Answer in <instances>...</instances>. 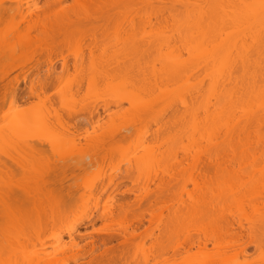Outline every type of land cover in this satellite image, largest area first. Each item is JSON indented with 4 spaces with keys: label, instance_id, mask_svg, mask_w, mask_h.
<instances>
[{
    "label": "bare ground",
    "instance_id": "6f19581e",
    "mask_svg": "<svg viewBox=\"0 0 264 264\" xmlns=\"http://www.w3.org/2000/svg\"><path fill=\"white\" fill-rule=\"evenodd\" d=\"M19 1L17 2L15 0L13 5H23ZM76 1L78 5H81V4L95 5L96 2H98L99 4H122V5L132 6V7L123 9L122 13H119L121 18L115 25H113L112 33H108L114 36L107 34L108 37L111 36V39L113 37V39L110 41L111 47L118 46V48H116V50L115 49L111 51L108 50L110 51L109 55L104 54L105 52H107V50L105 51V49H108V48H104L103 49L104 52L102 51L103 53L100 54V56L99 54L98 55L95 54L94 51L90 48L88 51V56L86 57L87 59H78V57L75 58V61L73 62L74 64L73 70L71 69V71H74V67H75V72L77 68L78 70L77 73H79L80 70H81L80 73H82L83 69L87 70L85 71L86 72L85 74L86 75L88 74V76H86V80H88L86 81L88 84L87 85L88 89H89L90 84L93 88H95L94 86H96V83L98 81H103L108 86L109 82L114 81L116 79H117L116 85H119L123 80H128V82L131 85L130 90L125 93V92L119 91L116 86H113V89L111 91V94H112L111 99L103 101V105H104L103 110L107 112L106 110H108L109 105L119 106L120 104L125 103V102L129 104V108L132 111V113L129 111V108L124 113L125 115H130L131 118L133 117V119L131 122L128 116H126V118L129 120L126 121L127 119H125L124 121L126 123L129 122L128 123L129 126L125 124V122H123L125 124L124 130H123L124 132H127L125 130H127L129 127L133 128L134 131L135 130L140 131V129H138L137 127H143V129H146L150 125L151 126L155 125L153 129L152 127H150V129L152 130L155 129L154 132L152 130H150V132L146 130L147 133H151L150 136L152 137V139L146 140V137H144L145 132L143 131H142L143 141L140 142L139 144L133 145L132 140L130 139V138L135 139L136 137L129 138L131 140L132 147L134 146L133 149L134 148L136 149L134 151L132 150L133 152L131 153L133 155L131 157H129L130 155L129 156L127 155L126 156L127 159L126 157L121 158V160L118 159L119 163L120 161L122 162L124 159L125 163L124 162L123 163L125 164V166L128 164L127 167L124 166L125 167L124 169H126L125 171L124 170L116 171L115 169V171L119 173L124 171V173H122L123 175L117 177L119 174L117 173L115 176L114 174L115 171H111L110 169V171L113 173L109 174V172H107L108 177L107 175L106 177L108 180L105 177L102 178L106 174L104 172H103L104 174L102 173L100 174V175H103L100 179H103V180L105 179L107 181L106 187L112 186V188H114L117 185H119V180L129 179L130 181H133L134 178L132 175L135 173L134 171H136L137 176L140 177L138 171H141L144 169L148 174V171L150 170L152 173H150L149 171V174L151 175H147L148 177L147 180L155 183L157 190H159V189H163V186L168 185L170 181L171 182L173 180L177 181V179L181 177V181L183 182L181 185L183 189L182 188L181 189L183 190L185 197H187L186 199H189L191 203L189 204L190 201L186 200L185 197L184 198L182 197L184 194L179 197V201H180L179 204H181V208H183L184 206V208L188 209V210L185 209L187 210L186 213L185 212L182 213V215L184 214L183 220H185L187 223H184L185 224L184 225L182 222H180L182 223L181 225H183L182 228L183 227L185 228V230L183 228L184 235L179 245L176 248L172 249L171 256H176V253L179 252L180 253L179 259L181 260H188V261L193 260L194 262L203 264L202 258H208V260L210 258V261L213 260V262L211 261V263L216 262L217 259H219L217 257L221 256V255L217 256L218 251L219 253L221 252V250H217L219 247H220L219 249H221L222 246L224 247L225 245V248H227L226 243H227V246L228 245L232 246L233 244L236 245L239 243L238 242L239 240L237 239H236L237 243L231 242L232 240L228 242L230 236H232V235L229 236L228 234L229 233L231 234L232 233L231 229L235 227H233L232 223L230 222L231 220L230 221L228 220L229 224L227 223L226 220H224L225 217L228 219L227 212L229 213L231 211L230 208L233 205L236 207L235 201H237L239 197L241 198L239 200L240 201L243 200V202L246 201L247 199L248 202H246V205H243V206L249 207V209L254 207L252 211L256 210L257 212L255 211L256 215L254 214L256 217L254 215L253 217L255 219L257 218L256 219L257 221L259 219L258 217L259 210H257V208L263 209L264 207V202H263L264 201V185H263L264 175L260 173L261 172L260 168L262 166L259 168L257 167L258 164L256 165L255 163H253L254 166L252 165L253 167L251 166L252 168H250V165L252 163L251 162L249 163V161H247L248 165L244 164L246 162L244 158H246V160L247 159L249 160L250 158L254 156L257 157V155H258L257 158H259V155H261V151H264V149L258 148L259 151L258 150L257 151L259 153L256 152V150L255 151L251 150L252 153L256 152L257 154L255 153L256 155L254 156L250 155L252 153H248L247 152L248 150L247 151L243 150L245 149L244 147L245 144H244V141H242L243 139L241 138L242 131H238L242 129L241 128L242 126H244L246 130L247 128H249V130L245 132L248 134L247 137L250 134L251 135L254 134L256 135L255 137H257L256 130L250 125H254L260 128L264 127V110H262V102H264V96H262L261 84H260L261 79H264V76H262L261 74V61L264 60V40H262V32H261L262 25L258 17H253L251 20L244 19V20H241L239 23H233L232 20L228 18L234 17L235 15H237L238 10L232 9V8L213 9V8H209L206 6L208 5H229L230 6V5H237V4H242V3H257L258 4L259 0H76ZM25 2L24 4H26ZM34 2H32L31 0L30 4ZM60 2H62V0L59 1V5H62L60 4ZM28 5L29 3H27V6L24 5L25 15L21 19L24 21L25 20L28 21L33 17V14H35V16L39 18L40 15L37 13L36 7H34L35 4L33 5V9L31 11H27ZM140 6H143V7H140ZM64 12L59 13V14L63 13L60 15L61 19L59 21V27H58V31L61 33L62 31L67 30L68 26L71 25L72 23L80 21L79 17L74 18V20L65 21L63 18L67 16L68 13L66 11ZM30 28H32V26H30ZM27 30L29 31V29ZM91 34H93V32ZM93 38L95 39V37ZM106 47H109V46H106ZM117 49L120 51H117ZM115 51L120 52V53L119 54L115 53L117 54L115 55L113 53ZM53 67H54L53 64H51L50 67L47 68V71L45 73L46 75H49L52 79L55 74L54 72L55 67L54 68ZM12 68L14 67L12 66L11 69ZM68 71H69L68 62L65 60V58H63L61 62V72L65 74ZM66 75H64V77ZM54 78L56 81H59L62 78V76L56 75ZM71 79H76V78L72 77ZM4 80L5 78L1 82L2 88L5 87L6 84L11 83L9 81H6L5 83H3ZM14 81L18 89L17 79L14 78ZM77 82H79V84L81 83L80 81H78V79L74 81V83L76 84ZM30 84H31V80H29L28 86H30ZM76 84H75V89L77 88ZM68 86L69 84L67 85V87ZM73 91L74 90H72L71 92ZM74 93H76V91H74ZM69 98H71V96ZM94 103L92 105H94ZM84 104L86 105L87 103H84ZM85 109H86L85 115H87L86 120L91 125L95 124L94 127L99 126V125L101 126V124L103 123L105 124V127H106V123L100 120L101 116L102 117L104 116V118L106 117L105 121L106 120L110 121V123L107 124V125L110 124V126H107L108 130L106 128V130H104V132H101V133H103V135L109 134L110 137H113L115 139L114 135L116 134L118 129L120 132L121 127L116 128V125H114L113 127L111 126L114 123V121L112 122L111 119L114 117L109 112H107L106 115L104 114L105 112L102 115L98 114L100 112L99 111L97 112L96 106H91L90 104ZM74 111L76 113L77 109L75 108ZM76 114L74 115L75 117L77 116ZM107 114L108 115L110 114L111 117L108 116ZM234 114L236 116H239V119H237V117L234 116ZM109 117L110 119H107ZM98 119L99 121L97 122L96 120ZM240 119H242L243 121L246 120L245 121L246 123L242 124V126H241V123L238 122V120ZM94 120L95 122L99 123V125H97V123H93ZM232 122L235 123L236 126H238V128L240 126V129H237V127L234 126L235 124L231 125ZM127 126L128 128L125 129ZM232 127L234 129L233 133H232ZM65 129H67V132L73 133L70 131L71 129L69 130V127H65ZM220 131L221 133L223 132L222 135H220ZM234 131L237 132L236 134L237 137L234 136L235 135ZM249 131L250 132L255 131V132L254 133L252 132L249 134ZM218 133L220 136L218 135ZM259 133L264 134V131L263 132L262 130L258 131V138H254L253 136V138L251 139V143L253 141V144L256 143L257 146L259 144L257 142L260 139H261L260 141L264 143V136L263 137L259 136L260 135ZM99 135H102V134H99ZM120 135L121 136L125 135L124 137L128 139L130 134L129 135L120 134ZM221 136H223L222 141H220ZM233 136L236 138H234ZM165 137H167L171 141V143L173 142V144L174 142L176 143L180 142V145L181 143L183 144L180 147L182 149L179 148L180 145H178L177 148L175 147L176 149L179 148V150H181V152L179 153H182V155H179V159H177L178 158L177 157L178 154L176 153L177 150L172 151L173 147L171 148V146H169V148L167 147L166 149H163L164 151H160L161 146L159 145L155 146V145L150 144L151 142H156L157 140L163 139ZM232 137L235 139V141L238 144L234 141ZM249 137H248V140H250L251 138ZM217 139H219L218 142L221 143V147L222 145L227 144L225 146L230 149V150L228 149L227 152L228 151L229 152L225 154L227 148L223 146L222 149L225 148L224 149L225 151L223 152L224 154L222 153L224 158L219 157L221 155V153L219 152L221 148L220 146H218L219 143L217 142ZM253 139L255 140V142ZM228 140L230 141L228 142ZM76 141H77V137H76ZM126 141H129V140H126ZM3 142H4V131L0 129V145H2ZM27 142L28 141H25L20 144L21 146L19 150L21 151L22 154L33 155L39 152L37 146L33 144L35 143V140L33 141L32 139V142L31 141H29L28 143ZM36 142H39V140H37ZM43 142L44 143L42 144H48L46 143L45 140ZM241 142L243 143L241 144ZM260 144L262 146V143ZM236 145L238 146L236 147ZM232 146L235 147V148L233 147V150L231 148ZM242 146L244 148H242L241 150L240 148ZM255 147L256 145H254V147L252 145L250 149H253ZM217 149H219V151ZM244 151H246L248 154ZM217 152H219L220 155L217 154ZM231 152L234 158L233 156L232 157L230 156V159H229L228 154H231ZM203 153H205V155ZM200 154H203L201 156L202 158L206 156L204 160L200 159L201 158ZM243 154L246 156H243ZM118 155L119 154L116 155L115 159L118 157L120 158V156ZM5 156L7 157V154H5L2 150H0V163L2 162L1 157H5ZM11 156L15 158L16 154H12ZM225 156H226L225 162L230 163L231 159L233 158L237 162L236 165L239 164L238 161L242 162L243 160L245 161L243 163L244 165H241V167L238 165V167L235 168L236 166L235 167L233 166V164L235 163L230 164L232 168L229 166L228 167L232 169L231 171L230 169H227L228 167L224 166L225 163H223L224 162L223 160L225 159ZM8 157H7L8 159H13L9 155ZM16 157H17V160L15 161H18V156ZM112 157L113 156L111 154L110 157L108 158L114 161L115 159L113 160ZM121 157H123L122 154H121ZM241 157H243V160ZM254 158L253 160L251 159V161H255ZM227 159L229 161H227ZM186 160L187 161L190 160V161L187 162ZM234 160L232 161L235 162ZM184 161L186 163L185 164L186 167L184 166L182 168L181 164ZM258 162L256 161V163ZM166 163H167V166H166ZM168 163L171 165V167L170 166L168 167ZM177 164H179L180 166ZM158 165L160 166L162 165V166L159 167ZM176 165L177 167L179 166L181 169L180 170L178 169L172 172L171 171L172 169L174 170L177 168ZM217 165L219 166V169H221L222 167V171L228 170L227 175L229 176L231 175L230 179H229V176H226V174L222 176V173L218 169ZM110 166L112 169L114 168V166L112 167V165H109V167ZM154 166L155 168H153ZM246 166L247 167L249 166L250 169H247ZM149 167H152V169H150ZM256 167L258 168V171ZM157 168L159 170L162 169L161 173L155 170ZM237 169L240 171H238ZM211 170H212V174H210ZM243 170H246V171L250 170L248 172L249 174L248 173L246 174L248 178L244 176L246 171L243 172ZM254 170L257 172L256 174L255 172H253ZM180 171L185 174L184 179L182 177L183 174ZM233 171L234 173H232ZM239 172L240 174L238 175ZM242 172L244 173V175H241ZM252 173L254 175H252ZM111 174H114V176ZM259 174L261 175V177ZM234 175H236L235 176L236 179L238 176L239 178L237 180L235 178H231ZM255 175L257 177L259 175L260 179L255 178L256 177ZM198 176H201L200 178L201 181L198 180ZM217 176L219 178H217ZM242 176L244 177V180L247 178L246 179L247 181L246 180L243 181ZM97 177H100V176L98 175ZM217 179H221L222 182L225 181L224 184L227 183L228 186H225L223 184L227 188L226 189L224 187V189L229 191V192H226L225 196L230 195L231 196L230 200L232 201V203H233L234 198L236 197L234 200L235 204L234 203L232 204L228 201L230 205L229 206L227 201L224 200L225 204L223 203L222 205L221 197L217 198V192H220L219 189H217V185H219L217 184ZM239 179L240 180L242 179V181L245 182V186L247 187V189L244 186V183L242 185L239 183L240 186L239 184H237V181ZM240 180L238 182H240ZM250 180L251 182L254 180V182L251 183L252 185H250L249 186L250 189H248L249 187L247 185L248 183L250 184ZM227 181H230V182L228 183ZM189 183L191 184L192 188H188V189H190L191 191H189L187 188L186 190H184L185 187H187ZM236 184L240 188L244 187L242 192L240 188L238 189V187L237 189L240 190V193L238 192L237 189H234V188L232 189V187L234 186L236 187ZM256 186H257V189H256ZM106 187L102 191L103 193H106L105 198H106L107 204L104 206L105 207L111 206V207L104 210L100 216L111 215L113 213L112 204L114 202H117L116 205H117L118 210H122L123 215H124L126 214L124 212H128L129 210L126 208H129L131 206H135V205L141 206L144 202H146L148 206L152 207V205L161 201L160 199L155 198V197L154 199H152L150 196H148L149 195L148 192H145V191H143L145 194H143V192L139 194H134V198L131 199V198H128L127 196L122 195L124 193L129 192L130 190L126 189V190L121 191L119 190V188H117L115 191L112 190V191L107 192ZM233 190L235 192L237 190L238 194L237 192L235 194ZM253 190L257 191L255 192L256 195L253 194L252 196L251 194V197H250L249 194L251 192L254 193ZM246 191L248 193L250 191V193L248 194ZM243 192L245 194H243ZM258 192L263 195L258 196L257 194ZM114 193H116L117 195L118 194L122 195V196L119 198H116L117 195ZM146 193H147V196H146ZM192 193L194 194L196 193L195 194L196 196ZM233 194L235 195L232 197ZM236 195H238L239 197ZM228 196H226V199L228 198ZM242 196H244V199ZM247 196L248 198H246ZM256 196H258V198L259 197L262 198L263 196V198L262 199L259 198L260 199L259 200L258 198H255ZM84 198L83 200L79 198L80 199V201H78L79 205L85 204V202L83 204V201L86 200V198L85 199ZM94 199L95 200H93V202L96 201V197ZM183 199H185L187 202ZM254 199L256 200V206L251 207L250 203L251 202L253 203ZM218 200L221 201V208L222 207L225 208V209L222 208L223 210L228 209V211H225L226 213L222 210V213H224L225 215L227 214L226 216L222 214L223 216H225L224 218L222 216V221L224 220L222 222L223 225L220 220L221 217L218 218L219 217V211L217 212V209L219 208ZM98 201L99 200L97 199V201L95 202V205L91 202L92 207H95L97 209ZM257 201H258V204L260 205H261L260 203L261 201L263 203L262 204L263 206L261 205L258 207ZM87 202H88V198H87L86 204ZM185 203H187L188 205ZM247 203L249 204L247 205ZM254 204L255 203H253V205ZM189 205H191L190 206L191 208L189 207ZM84 206L82 209L88 208L86 206H85L86 208H84ZM88 206L90 205L88 204ZM246 207H244L245 208L244 214H246V212L248 214V209L245 212ZM236 208L238 209L239 205ZM234 211L232 209V211L229 214H231L234 217V215H237L239 213L240 217L237 215L238 216L237 220L236 219L235 220L241 221L240 218H241L242 212L236 213V211L235 212ZM38 212L39 211L36 212L37 215H38ZM59 212L62 213V211L60 210L58 211V213ZM60 213L53 214V216L51 214V220L49 219V221L51 222L49 225L52 224L51 226L53 227L57 219L59 220V222L58 221L57 222L60 223L61 221L60 219L62 215ZM56 215L58 216L55 217V220L52 219ZM244 216L246 217L247 215H244ZM233 217H231V219ZM245 217L243 218L242 221L244 220L247 221V218L245 219ZM39 218L40 217H38V220H35L37 221V223L43 221L41 219L42 217L40 218L41 221H39L40 220ZM217 218H218V221L220 222H217ZM197 219L202 220V221L199 222L198 220L199 223L198 222L194 223L192 221V220L197 221ZM204 219L205 220L207 219V220L204 221ZM235 220L233 219L234 222ZM119 221L117 225L122 224V222L120 224ZM170 221H171L170 222L171 224L169 223V221L167 222L168 224H170L169 226H167L168 225L167 223H166L167 225H165L167 226V229H164V232L162 231L163 229L161 230V232L163 233L162 237L165 236V231L166 233L168 232L167 233L168 239L170 238L171 235H172L171 237L174 236L173 233L176 234V232H174L175 230L179 232V226H180V224L176 222L177 221L176 219L170 220ZM201 222H204L205 224ZM238 222H235L236 223L235 225L237 226L239 225L238 227L241 228L242 224L240 225L241 222L239 223ZM24 223L25 222H23L22 225H24ZM28 223H30V221ZM208 223H210L209 224L210 227ZM220 223H221L220 228L219 227L217 228L218 224ZM127 224L128 223H126L124 227L121 225L120 228L118 226L117 228L118 230L116 229L115 232H111V233L104 232L105 236H93V234H90V232L89 233L84 232L85 235L81 234L80 231H78L77 224L75 223L72 226L71 234L69 233V228H66V233L69 236L68 241L70 242L68 245L66 244L67 247H65V245L62 244V240H61L62 236L60 235V233L56 234V237L59 236V239L54 238V241H55L53 242L54 245H49L50 247L47 246L48 243L45 240V237H44L45 234L43 230L41 232L42 235L39 233L41 237L38 236L39 235L38 234L37 237L35 238L39 242L37 243V241H35L36 242L35 245L38 244L40 246L39 248L41 249L39 248L37 249L38 250L37 252H39L37 257L29 258V260L32 259L33 261H35V264H56L57 261H66V260H68L69 263L70 261H74L76 264V261L79 259L81 264H85V261H91L92 259L95 258L94 253L97 250H100L101 247H102V251L100 253L102 254H108L109 251L114 252L115 248L113 245H111V242L113 240L117 241L118 247H121V249L123 247L125 248L133 239L139 236L137 235V230L139 229V227L142 225L144 226L142 218L136 219L134 222H132V225L130 223L129 225ZM247 224H248L247 228L249 229L250 228L249 223ZM30 225H33V224L30 223ZM223 226L224 227L229 226V228L226 229ZM230 226L232 227L231 229H230ZM176 227L178 228V230ZM223 228L224 230H221ZM242 228H244V225ZM51 230L53 229L51 228L50 231ZM232 230H235V229H232ZM256 230L257 231H255V233H257L259 230L258 224H257ZM221 231H224L223 233H225L226 231L225 234H227V239H228L227 241L224 239L226 238V235H224L223 236L224 238H223L222 237L223 233ZM250 231H252V229ZM178 232H177V235H175L176 237H180L179 235H181ZM218 232H219V235H218ZM142 233L152 234V232H148V228H145ZM235 234H233V236ZM47 235L46 237L48 238ZM252 237L254 238V236H251V239ZM222 238L226 241V243L224 241L221 242ZM235 238H238V235ZM82 239L87 240L85 245H87L89 249L81 252L79 250V247H75L74 245H78L77 241L82 240ZM251 239L249 241H251ZM255 239H256V242H255V246H256L258 245L257 243L259 242V239L258 237ZM0 240H2V238ZM219 240L222 243L221 244L222 246L218 243ZM163 241L161 243L158 242V247L160 249L158 250L159 252L158 256L165 254L164 252H166L167 254V251H165V248L167 247H165L164 245H161ZM209 242L211 243L212 248L215 250V251L213 250L214 252L212 250L210 251L211 247L209 249L210 252L207 250L209 248L207 246ZM223 242L225 244H223ZM1 244H0V258L2 257L5 258V256H9V255L14 256V252H17L15 249H13L14 251L12 252L13 254H9L11 251L9 252L8 250H6L7 248L4 249L6 245L2 246ZM217 244L219 247H217ZM231 246H228V247L231 248ZM238 246L241 247V245H238ZM240 247L236 249H241ZM232 248L231 249L234 250V247ZM73 249H75L76 251H73ZM256 249H257V246H256ZM225 250H226V253H228L227 249ZM40 251H41V254H40ZM2 252H5V253H2ZM234 252L235 253H232V254L236 256L237 253L235 250ZM1 253L3 254L2 256H1ZM20 253L21 254H19V252L16 253V256L18 254H19L18 256H20L22 254H25L26 252L21 251ZM68 253L69 254L72 253V254L69 256ZM121 253H123V249L121 250ZM143 253L145 252L143 251ZM4 254L6 255L4 256ZM137 255H139V252L137 253ZM137 255L135 256L136 257L135 260L136 259L138 260L141 258V256L140 258L139 257L137 258ZM144 255L146 256V253ZM23 256H27V255H22V257L20 256L19 259H21L20 260L22 262L21 264H23V261L26 258V257L23 258ZM145 256L144 258L142 257V259H145ZM17 258L18 257H16V259L15 257L14 258L7 257L8 260L11 259L12 261L18 260ZM85 258L87 260H84ZM224 258L227 259V257H224ZM234 258L235 257H233V259ZM194 259L197 261H195Z\"/></svg>",
    "mask_w": 264,
    "mask_h": 264
},
{
    "label": "rangeland",
    "instance_id": "374dc122",
    "mask_svg": "<svg viewBox=\"0 0 264 264\" xmlns=\"http://www.w3.org/2000/svg\"><path fill=\"white\" fill-rule=\"evenodd\" d=\"M14 1L15 0H4V2L5 3H7V4H10V5H13V3H14ZM17 2L19 1V0H16ZM26 1V2H25ZM27 1H29V0H20L19 2L21 3V4H23V6L24 5H26L27 6V3H31V0L29 1V2H27ZM59 1L60 0H35V2H34V0H32V2H34V3H32L31 5H34L35 4V6L34 7H36L38 4H40V3H43V4H47V5H59ZM24 2L26 3V4H24ZM98 2H96V4L95 5H99V3L97 4ZM60 4H62L61 6H69V5H78L77 4V1L76 0H62V2H60ZM37 9V8H36ZM64 11H66L67 13H69V9L67 8V7H62V9H56V8H53L52 10H51V13L49 14V15H51V16H55L57 13H60V12H64ZM37 13L39 14V12L37 11ZM65 13V12H64ZM61 14H63V13H61ZM61 14H59V15H61ZM128 14V13H127ZM122 15V14H121ZM33 17H35V18H33ZM33 17L30 19V20H22L21 19V24H22V27H23V32L22 33H20V34H18L17 35V38H16V40H14L13 42H11L9 45H8V52H7V54L5 53V49H4V45H3V42L2 41H0V88H2L1 87V85H2V80L5 78V80H4V82L3 83H5L6 81H9V82H12L13 80H14V78H16L17 79V81H18V90L19 91H23V89H24V87H26V86H28V84H29V80L30 79H28L29 77H31L32 75H33V73L34 72H36L37 71V69H39V71H41V72H44V73H46V71H47V68H49L50 67V65L51 64H53V66L55 67H53L54 68V72H55V74H54V77L57 75V76H62V79L65 81V85H66V88H68V90H67V93H68V96L70 95L71 96V98L72 97H75L76 98V100H78L79 101V103H81V104H79L78 106H75V104H74V109L76 108L77 109V114L75 113V111L73 110L68 116H70V117H66L65 118V122H64V126L65 127H69V130L71 131V132H73V133H69L68 132V134H70V135H73L74 134V136H75V139H76V137H77V141H79V140H81V139H84V143L83 144H76L75 146H74V148H73V150L72 151H74V152H76V153H79V152H81V151H84V150H86L87 149V147H88V137H89V133H91L93 136L95 135H99V134H102L103 135V133H101V132H104V130H106V128H107V126H110V124L109 125H107L108 123H110V121H105V118H104V116L101 118L100 117V120L102 121V122H105L106 123V127H105V124L103 123V124H101V126L99 125V123H97L98 121H99V119L98 120H96L97 122H95V120H94V122L93 123H97V125H99V126H95L94 127V125L95 124H93V125H91L90 123H88L87 122V120H86V116L87 115H85V112H86V107H88L89 106V104L91 105V106H96V108H97V112L99 111L100 113H98V114H100V115H102L105 111L103 110V108H104V105H103V101L104 100H110L111 99V97H112V94H111V91H112V89H113V86L111 87V88H109V85L111 84V82H109V84H108V86L106 85V83H104L103 81H98L97 83H96V86H97V84L99 83V82H102V86H101V88H99V89H97V87L96 86H94L95 88H93L92 87V91L90 92L89 91V89L87 88V82L86 81H88V80H86V76H88V74L86 75L85 73V71H87V70H85V69H83L82 71V73H80L81 72V70H80V72L79 73H77V68H76V72H75V67H74V71H71V69L73 70V62L75 61V58L76 57H78V59H87L86 57L88 56V51H89V49L91 48L93 51H94V53L95 54H99V56H100V54H102L104 51H103V49L104 48H108V49H105V51L107 50V52H105L104 54L106 55H109V52L111 51V50H116V48H118V46H115V47H111V40L113 39V37H112V39H111V36H114V35H112V34H108V33H112V30H113V26L111 27V28H109L108 27V24H107V22L105 21L104 23H102V25H96L95 23H88V21H87V19H85V20H83V21H79L80 23H84V24H86L87 25V28L86 29H83V30H81V29H77V31H79L80 32V34H79V36L75 39V41H73V42H70V43H63V47L61 48V51H60V54L59 55H55V53H50L49 51H48V48H49V46H48V44H47V42H46V40H40L39 42H37V36L35 35V34H33L31 37H28L26 34L27 33H29L30 31H32V29H34L36 26H37V23L38 22H40V24H41V29L42 30H44L43 29V23H42V21H41V19H39V18H41V17H39V18H37L36 16H35V14H33ZM121 18V17H120ZM113 25H115V24H113ZM30 26H32V28H30ZM53 27H54V32H53V38H55V37H61V35H62V33L61 32H59L58 31V27H59V22H56L55 23V25H53V22L50 20L49 21V24H48V30H52L53 29ZM27 29H29V31L27 30ZM3 31V28L2 27H0V32H2ZM93 32V34H91ZM107 34L108 35H111V36H107ZM24 37L23 39H21V37ZM93 37H95V39L93 38ZM62 42V40H57V43H61ZM17 45H19V51H17ZM112 45H113V43H112ZM106 46H109V47H106ZM110 48H112V49H110ZM108 50H110V51H108ZM103 51V52H102ZM117 51H120V50H118L117 49ZM77 52V53H76ZM112 53V52H111ZM114 54L115 53H120V52H113ZM103 54V55H104ZM79 55V56H78ZM102 55V56H103ZM115 55H117V54H115ZM75 56V57H74ZM54 57V58H53ZM83 57V58H82ZM63 58H65V60L68 62V72H66L67 73V75H66V73L64 74V73H62L61 72V62H62V59ZM104 58V57H103ZM29 61H30V63H29ZM37 61V62H36ZM27 65H26V64ZM22 65V66H21ZM14 67V68H12L11 69V67ZM35 66H37V67H35ZM35 67V68H34ZM70 68V69H69ZM81 68V67H80ZM80 68H78V69H80ZM56 72H57V74H56ZM88 73V72H87ZM81 74V75H80ZM83 74V75H82ZM64 75H66L65 77H64ZM76 76V77H75ZM82 76H83V78H82ZM2 77V78H1ZM53 77V79L55 80V78ZM70 77V78H69ZM76 78V79H71V78ZM78 79V81H80L81 83V86H80V84H79V82H77V84L76 83H74V81L75 80H77ZM28 81V83H27V85L25 84V81ZM114 80V79H113ZM117 80V79H116ZM116 80H114L115 82H116ZM69 84V86L67 87V85ZM75 84L77 85L76 87V89H75ZM69 89H71V90H69ZM88 89V90H87ZM105 89H108L107 91H105ZM72 90H74V91H76V93H74V91L73 92H71ZM69 91V92H68ZM70 92H71V94H70ZM69 96V97H70ZM89 102H91V103H89ZM95 102V103H94ZM74 103H75V101H74ZM84 103H87L86 105L84 104ZM94 103V105H92ZM84 104V105H83ZM96 104V105H95ZM129 108V104L128 103H122V104H120L119 106H114V105H109V107H108V110H106L107 112H109L114 118H112L111 119V121L113 122L114 121V123H113V125H111L112 127L114 126V125H116V128L118 127H121L120 128V132H119V129L117 130V132H116V134L114 135V137H115V140H116V143H117V145H119V144H121L122 142H124V141H126V140H129V141H127V143L128 144H132L131 143V140H133L132 138H130L131 136L129 135V133L128 132H124L123 130H124V127H125V124H127L128 125V123H126L124 120L125 119H127L126 118V116H128V118L131 120V122H132V119H133V117L131 118V116L130 115H125V113L124 112H126L127 111V109ZM80 109V110H79ZM129 111L132 113V111L130 110V108H129ZM102 112V113H101ZM107 112H105L104 114L106 115V113ZM77 115L76 117L74 116L75 114ZM130 113V114H131ZM87 114V113H86ZM110 114L108 115V116H110ZM122 114V115H121ZM126 114H128V113H126ZM235 114H237V113H235ZM234 114V116H236ZM120 116V117H119ZM111 117V116H110ZM110 117L109 118H107V119H110ZM237 117V119H239V116H236ZM235 117V118H236ZM244 118V117H243ZM129 119H127L126 121H128ZM149 119V118H148ZM245 120V119H244ZM233 121H234V119H233ZM246 121V120H245ZM245 121H243L242 119H240V120H238V122H240L241 123V126H242V124H244V123H246ZM123 122H125V124L123 123ZM112 124V123H111ZM152 124V123H151ZM234 125L235 123H231V125ZM238 124V123H237ZM69 125V126H68ZM102 125H104V126H102ZM118 125H120V126H118ZM153 125V124H152ZM263 125V124H262ZM129 126V125H128ZM128 126L125 128V129H127L128 128ZM155 126V125H154ZM154 126H148L146 129H143V127H137L138 129H140V131L139 130H135V132H136V134H137V136H139V134H142L143 132H145V135H144V137H146V140H150V139H152V137L150 136V134L151 133H147L146 132V130L147 131H149L150 132V130H152L153 129V127ZM234 126H236V124L234 125ZM251 127H253L255 130H256V134H257V137H255L256 135H254V134H250V133H254L255 131H249V136L251 137H249L250 138V140H248V137H247V133H245L246 131H248L249 130V128H247V130L244 128V126H242L241 128V130H238V131H242L241 132V134H242V141H244V147H245V149H243V150H248L247 152L248 153H252L251 152V150L252 151H255L256 150V152H258L259 151V149L260 148H262V146H261V144L260 143H262V144H264L262 141H258L257 143H259L258 144V146H257V144L256 143H254L253 144V141H252V143H251V139L253 138V136H254V138H258V131H260V130H262L263 128H260V127H256V126H254V125H250ZM249 126V127H250ZM103 127H105V128H103ZM150 127H152V129H150ZM237 127V129H240V126H239V128H238V126H236ZM98 128V129H97ZM123 128V129H122ZM100 129V130H99ZM111 129V128H110ZM236 129V128H235ZM244 129V130H243ZM252 129V128H251ZM250 129V130H251ZM253 129V130H254ZM103 130V131H102ZM107 130H108V128H107ZM233 127H232V133H233ZM122 131V132H121ZM126 131V130H125ZM139 131V132H138ZM143 131V132H142ZM153 132L155 131V129L154 130H152ZM237 131V130H236ZM237 131V132H238ZM141 132V133H140ZM235 132V131H234ZM237 132H235V135L234 136H236L237 137ZM263 132V131H262ZM107 133H108V131H107ZM239 133V132H238ZM106 134V133H105ZM120 134H126V135H129V137H128V139H126V137H124V136H121ZM153 134V133H152ZM240 134V133H239ZM239 134H238V136H239ZM240 134V135H241ZM260 134V133H259ZM109 135V134H108ZM120 135V136H119ZM218 135H219V133H218ZM220 135H222L221 134V131H220ZM219 135V136H220ZM153 136V135H152ZM232 136V135H231ZM233 136V137H234ZM259 136H264V134L263 133H261ZM222 137L223 136H221V139H220V141H222ZM232 137V138H233ZM236 137H234V138H236ZM111 138H113V137H111ZM131 140H130V139ZM233 138V139H234ZM240 138V139H241ZM39 140V142H36L37 140ZM219 139H217V142L219 141ZM232 139V140H233ZM239 139V140H240ZM35 140V143H33L34 145H36L37 146V148H38V153H40V152H44V151H50L51 150V145H49V144H42V143H44L43 141L44 140H42V139H39V138H35V139H33V141ZM238 140V141H239ZM254 140V139H253ZM31 142H32V140H30ZM46 141V140H45ZM230 140H228V142H229ZM234 141H235V139H234ZM256 141H257V139H256ZM29 142V141H28ZM27 142V143H28ZM130 142V143H129ZM185 142V141H184ZM236 142V141H235ZM250 142V143H249ZM254 142H255V140H254ZM46 143H47V141H46ZM219 143V142H218ZM233 143V142H232ZM237 143V142H236ZM243 142H241V144H242ZM150 144H152V145H159V146H161L160 148H161V150L160 151H164L163 149H166L167 147L169 148V146H171V148H172V151L173 150H177L176 151V153L178 154L177 155V159H179V155H182V153H179V152H181V150H179V148L181 147V145H183L182 143H181V145H180V142H174V144H173V142L171 143V141L167 138V137H165V138H163V139H159V140H157L156 142H151ZM175 144H177V145H175ZM238 144V143H237ZM241 144H239V145H241ZM26 145V144H25ZM133 145H137V144H133ZM173 145V146H172ZM178 145H180L179 146V148L178 149H176L177 148V146ZM225 145H227V144H224V145H222V147H221V143H219V145L218 146H220V148H221V150L219 151V149H217L220 153H221V155L219 154V152H217V154H219L220 156L219 157H223V152L225 151L224 149L225 148H227ZM230 145V144H229ZM252 145H253V147H254V145H256V147L255 148H253V149H250L251 147H252ZM21 146V145H20ZM20 146H19V148H20ZM24 146V145H23ZM223 146H225V148L224 149H222L223 148ZM235 146V145H234ZM234 146H232L231 148H232V150H233V147ZM238 145H236V147H237ZM250 147V148H248V147ZM125 147V149L127 148V145H125L124 146ZM134 147V146H133ZM133 147H132V149H131V152H133L136 148H134L133 149ZM176 147V148H175ZM243 146L240 148L241 150H242V148H244ZM19 148L17 149V151L14 153V154H16V156H18V161H15V160H17V157L15 156V158L13 157V156H10V157H12L13 159H8L9 157H8V155H7V157L5 156V157H1L2 158V162L0 163V172H5V170L6 169H11L12 167H13V165H16L17 167L20 165V163L24 160V157L25 156H27V155H25V154H22L21 153V151L19 150ZM139 148V147H138ZM137 148V149H138ZM235 148V147H234ZM238 148V149H239ZM248 148V149H247ZM259 148V149H258ZM180 149H182V148H180ZM229 148H227L226 149V152H225V154L226 153H228L227 152V150H228ZM237 149V150H238ZM250 149V150H249ZM264 149V148H263ZM262 149V150H263ZM133 150V151H132ZM207 150V149H206ZM230 150V149H229ZM241 150H240V152H241ZM258 150V151H257ZM25 151V150H24ZM236 151V150H235ZM246 151H244V152H246ZM23 152V151H22ZM246 152V153H247ZM255 152V153H256ZM262 152V151H261ZM207 153V152H206ZM209 153V152H208ZM223 153V154H222ZM245 153V154H246ZM247 153V154H248ZM255 153H252V154H250V155H252V156H254V155H256ZM259 153V152H258ZM204 155H205V153H203ZM203 154H200V157L203 155ZM237 154H239V153H237ZM12 155V154H11ZM34 155V154H33ZM110 155H111V152H109V154H108V156H107V158H105V156H100L99 158H97V156L95 155V154H93L92 155V157H91V160H90V167L91 168H93L94 169V171L91 173V176H90V178H89V182H88V185H87V187L85 188L83 185H81V188L83 189L82 191H79V192H77L76 194H75V196H74V202H78V201H80V199L81 200H83V198L85 197L86 198V200H84L83 201V204H84V202H85V204H86V201H87V198H88V202H87V204L85 205L86 207H88V208H86L84 205H79V202H78V204H77V206L79 207V206H82V208H83V206H84V208H86V209H82L81 208V214H80V216H79V219H78V221L76 222V224H77V228H78V231H80V233L81 234H84L85 235V233H89L90 232V234H93V236H105V233L104 232H106V233H111V232H115L116 231V229L118 228V226H119V228H120V226L122 225V224H126V223H128L127 225H129V223L132 225V222H134L136 219H139V218H142L143 219V223H144V226L142 225V226H140L139 227V229L137 230V235H139L138 237H136L135 239H133L125 248L123 247L122 249H123V253H121V247H118L117 245H118V243H117V241L116 240H113L112 242H111V245H113L114 246V248H115V251L114 252H111V251H109V253H112L113 255L112 256H110L109 258H115V259H120V258H123L124 260H128V261H134L135 260V256L137 255V253L139 252V255H137V258L139 257L140 258V256H141V258L140 259H142V257L144 258V254L145 253H148V254H150L152 257H154V258H156V259H159L161 262H162V264H163V262L164 261H166V260H170V259H175L176 258V256H171V254L169 255V253H171L172 252V249H174V248H176L178 245H179V243H180V241L182 240V238H183V235H184V230H185V228H184V230H183V228H182V226L183 225H181L182 223L184 224V223H187L185 220H183V216H184V214L182 215V213H186V211L188 210L187 208H184V206H183V208H181V204H179V197L180 196H182L183 194H184V192H183V187H181V185H182V181H181V177H177L178 179H177V181H170V183H168V185H166V186H163V189H159V190H157V187H156V185H155V183H153L152 181H149V180H147L148 179V177H147V175H151V174H149V171H148V174H147V172L143 169V170H141V171H138V173H139V175H140V177H142V178H140V177H138L137 176V174H136V171H134L135 173L132 175L133 176V178H134V180L133 181H130L129 179H122V180H119V185H117L116 187H114V188H112V186L111 187H106V185H107V181L104 179H100L103 175H100L101 173L102 174H104V173H106L102 178H106L107 179V177H108V174H107V172H109V174L110 173H113V172H111V171H115V169H116V171L118 170H126V169H124L125 167H127V165L125 166V161H124V159H123V161L121 162L120 161V163H119V160L118 159H120L121 160V158H124V157H126L125 155H122L123 157H121V154H119L118 156H120V158L118 157V158H116L114 161H112L111 159H109L108 157H110ZM133 154L131 153V155L129 156V157H131ZM229 155V159H230V156L232 157L233 156V154H232V152H231V154H228ZM1 156H3V155H1ZM227 156V155H226ZM226 156H225V159L223 160L224 162L223 163H225L224 164V166L225 167H231V165L230 164H233V163H235V164H233V166L235 167V168H237L238 167V165L241 167V165H248V162L247 161H249V163L251 162L252 164L250 165V168H252L254 165H253V163H255L256 165H257V167H261V165L259 164V162L258 161H260V160H258V159H260V157H261V155H259V158H257L258 157V155H257V157L256 156H254V157H256V158H254V157H252V158H250L249 160L247 159L246 160V158H244V160L246 161H244L243 160V157H241L242 158V162H240V161H238L239 162V164L238 165H236L237 164V162L233 159L234 158V156H233V158L231 159V161H230V163H228V162H225V160H226ZM243 156H246V155H244L243 154ZM206 156H204L203 158L201 157L200 159L201 160H204V158H205ZM113 158V157H112ZM224 158V157H223ZM222 158V159H223ZM237 158H239V157H237ZM253 158L255 159V161H251V159L253 160ZM126 159H127V157H126ZM221 159V158H220ZM236 159V158H235ZM188 160V159H187ZM186 160V161H187ZM232 160H234L235 162H233ZM237 160V159H236ZM163 161V160H162ZM167 161V160H166ZM190 161V160H189ZM189 161H187V162H189ZM227 161H229L228 159H227ZM256 161L258 162V163H256ZM16 162V163H15ZM18 162V163H17ZM112 162V163H111ZM116 162V163H115ZM124 162V163H123ZM221 162V161H220ZM245 162V163H244ZM119 165H118V164ZM121 163H123V164H121ZM161 163V162H160ZM159 163V164H160ZM241 163V164H240ZM244 163V164H243ZM116 164V165H115ZM158 164V163H157ZM163 164V163H162ZM182 164H183V166H182ZM181 164V167L183 168L184 166L186 167V163H185V161L183 162ZM221 164V163H220ZM109 165H112V167L114 166V168L112 169L111 168V166L109 167ZM177 165H179V164H177ZM177 165H176V167H177ZM253 165V166H252ZM255 165V166H256ZM260 165V166H259ZM125 166V167H124ZM159 167H161L160 165H158ZM164 166V165H163ZM166 166H167V163H166ZM171 167V165L168 163V167ZM180 166V165H179ZM178 166V167H179ZM223 166V165H222ZM223 166V167H224ZM252 166V167H251ZM157 167V166H156ZM165 167V166H164ZM163 167V168H164ZM176 168V169H172L171 171L173 172V171H176V170H180L181 168L179 167V168ZM217 167H218V169H219V166L217 165ZM227 168V169H230L231 171H232V167L231 168ZM256 167V168H257ZM118 168V169H117ZM121 168H123V169H121ZM150 169H152V167H149ZM153 168H155V166L153 167ZM235 168H233V169H235ZM246 168L247 169H250L249 168V166L247 167L246 166ZM110 169H111V171H110ZM158 169V168H157ZM157 169H155L156 171H159L160 173H161V170H157ZM223 169H225V168H223ZM239 169V168H238ZM237 169V170H238ZM245 169V168H244ZM261 169V168H260ZM259 169V170H260ZM169 170H170V168H169ZM220 170V172L222 173V176L224 175V174H226V176H229V175H227V172H228V170L226 171V170H223L222 171V167H221V169H219ZM219 170H217V171H219ZM256 170V169H255ZM253 171V172H255V174L257 173L256 171ZM115 171V176H116V174L118 173L119 175L117 176V177H119V176H121V175H123L122 173H124V171H122V172H116ZM166 171V170H165ZM236 171V170H235ZM238 171H240V170H238ZM244 171H246V170H243V172ZM250 170H248V171H246V173H245V175H244V173L242 172L241 173V175H244V176H246V174L249 172ZM257 171H258V168H257ZM97 172V173H96ZM104 172V173H103ZM178 172V171H177ZM181 172V171H180ZM96 173V174H95ZM150 173H152L151 171H150ZM174 173H176V172H174ZM182 173V172H181ZM232 173H234V171L232 172ZM236 173V172H235ZM261 173V172H260ZM114 174H111V175H113L114 176ZM177 174H179V173H177ZM176 174V175H177ZM183 174V179H184V176H185V174L184 173H182ZM210 174H212V170H211V173ZM219 174V173H218ZM240 174V172L238 173V175ZM249 174V173H248ZM100 176V177H97V176ZM106 175H107V177H106ZM181 175V174H180ZM179 175V176H180ZM214 175V174H213ZM240 175V176H241ZM252 175H254L253 173H252ZM260 175V174H259ZM259 175H258V177L256 176L255 178H259L260 179V177H261V175H260V177H259ZM94 176H95V178H94ZM219 176V175H218ZM217 176V178H219ZM231 176V175H230ZM230 176H229V179H230ZM235 176L236 175H234L233 177H231V178H235ZM249 176V175H248ZM116 177V178H117ZM144 177V178H143ZM211 177H213V176H211ZM243 177V176H242ZM247 177V176H246ZM200 178H201V176H198V180H200ZM227 178V177H226ZM239 178V176L237 177V179ZM248 178V177H247ZM246 178V179H247ZM236 179V178H235ZM236 179V180H237ZM243 179V181H245L244 180V177L242 178ZM242 179L240 180V182H238L237 181V184H243L244 183V186H245V182H243L242 181ZM250 179V178H249ZM108 180V179H107ZM145 180H146V182H145ZM224 180V179H223ZM235 180V181H236ZM95 181V182H94ZM201 181V180H200ZM231 181V180H230ZM230 181H227L228 183L230 182ZM247 181V180H246ZM249 182V181H248ZM252 182H254V180L252 181ZM251 180H250V184L248 183V187L250 186V185H252L251 183ZM225 183V181H223L222 182V180L221 179H217V184H219V185H217V189H219V191L222 193H220V192H217V198L218 197H221V201H222V205H223V203L225 202V201H227V203H228V205H229V202L230 203H232V201L230 200V198H231V196L229 195H226V196H228V198L226 199V196H225V194H226V192H229V191H227V190H225L224 189V187L225 186H228L227 185V183L226 184H224ZM233 183V182H232ZM232 183H230V184H232ZM247 183V182H246ZM255 183H256V181H255ZM254 183V184H255ZM264 183V182H263ZM262 183V184H263ZM225 186H224V185ZM229 184V185H230ZM236 184V187L234 186V187H232V189L234 188V189H237V187H238V189L240 188L239 186H240V184H239V186ZM253 184V185H254ZM257 185V184H256ZM260 185V184H259ZM264 185V184H263ZM232 186V185H231ZM230 186V187H231ZM258 186V185H257ZM257 186H256V189H257ZM261 186V185H260ZM105 187L107 188V192H109V191H115L117 188H119V190H130L129 192H127V193H124V194H122V195H124V196H127L128 198H131V199H133L134 198V194H139V193H142L143 191H145V192H148V196H150L152 199H154V197L155 198H158V199H160L161 201L160 202H158V203H156V204H154V205H152V207H150V206H148L147 204H146V202H144L141 206H139V205H135V206H131V207H129V208H126V209H129L128 210V212H124V213H126V214H124L123 215V212H122V210H118V208H117V202H114L113 204H112V206H113V213L111 214V215H106V216H100L101 214H102V212L104 211V210H106V209H108V208H110L111 206H107V207H105L104 205H106L107 204V201H106V193H103L102 191L105 189ZM246 187V186H245ZM262 187V186H261ZM182 188V189H181ZM186 188L188 189V188H192V186H191V184L189 183L188 185H187V187H185V189L184 190H186ZM226 188V187H225ZM243 188L244 187H241L240 189H241V192H242V190H243ZM227 189V188H226ZM237 189V190H238ZM246 189H247V187H246ZM248 189H250V187L248 188ZM255 189V188H254ZM258 189H260V188H258ZM182 190V191H181ZM189 191H191L190 189H188ZM187 190V191H188ZM237 190H236V192H237ZM234 191V190H233ZM252 191V190H251ZM254 191V190H253ZM102 192V193H101ZM120 192V191H119ZM232 192V191H231ZM235 192V191H234ZM236 192H235V194H236ZM238 192L240 193V190H238ZM238 192H237V194H238ZM247 192V191H246ZM255 192H257V191H254V193H250V191H249V195H250V197H251V194H252V196H253V194L254 195H256L255 194ZM261 192H263V191H261ZM182 193V194H181ZM186 193V192H185ZM233 193V192H232ZM114 194H116V193H114ZM143 194H145L144 192H143ZM181 194V195H180ZM192 194H194V193H192ZM196 194V193H195ZM194 194V195H195ZM224 194V195H223ZM228 194V193H227ZM235 194H233L232 195V197L235 195ZM242 194V193H241ZM240 194V195H241ZM243 194H245L244 192H243ZM258 194V196L259 195H263V194H261V193H257ZM117 195V194H116ZM122 195H117V197L116 198H119V197H121ZM80 196H82V197H80ZM146 196H147V193H146ZM196 196V195H195ZM236 196H238V195H236ZM258 196H256L255 198H258ZM96 197V201H97V199L99 200L98 201V205H97V209L95 208V207H92V205H91V202L95 205V202L96 201H94L93 202V200H95L94 198ZM99 197V198H98ZM183 198L185 197V194L182 196ZM181 197V198H182ZM239 197V196H238ZM237 197V198H238ZM243 197V199H244V196H242ZM249 197V198H250ZM80 198V199H79ZM84 198V199H85ZM89 198H90V200H89ZM187 197H185V199H186ZM236 198V197H235ZM235 198H234V200H235ZM246 198H248V196L246 197ZM260 199H262L263 198V196H262V198L261 197H259ZM258 198V199H259ZM91 199H92V201H91ZM185 199H183V200H185ZM220 199V198H219ZM229 199V200H228ZM239 199H241L240 197H239ZM239 199H237V201H235L236 202V204L234 203V200H233V203L236 205V207H238V205H239V208L237 209L234 205L230 208V210L232 211V209H233V211L235 210L236 211V213H238V212H242V214H241V221L243 220V218L245 217L244 215H247L246 217H245V219L247 218V221L246 220H244V221H239V222H241L240 223V225L243 227V225H244V228H240V227H238L237 225H235L236 223L235 222H238V221H236L237 220V217L239 216L240 217V215H239V213L237 214V215H234V217L231 215V214H229L228 212H227V214H228V219L225 217L226 215L224 214V213H222V210L223 209H225L224 207H222L221 208V201L220 200H218L219 201V208L217 209V212L219 211V217L218 218H220V220H221V223L224 221V220H226L227 221V223L229 224V222H228V220L232 223V225H233V227H235V228H232L231 226H230V229L232 228V229H235V230H232L231 229V234L229 233V232H227V233H229L228 235L230 236V235H232V236H230V238H229V240L227 239V234H225L226 233V231H225V233H223L224 231H221L222 233H223V235H222V237L224 236V235H226V238H224L226 241L228 240V242H230L231 240V242H236L237 243V240H239L238 242V244H236V245H228V246H231V248L232 247H234V250L236 251V256L235 255H233L232 253H235L234 252V250H232L230 247H228L227 246V243H226V241L222 238V240H221V242L222 241H224L225 243H226V247L227 248H225V245H224V247L221 245L222 243L220 242V240L218 241V243L222 246V248L221 249H219L220 247L218 246V244H217V247H219L217 250H221V252L220 253H222V254H220L219 253V251H218V253H217V256L218 255H221V256H218L217 258H219V259H217V261L216 262H214V263H211V261L213 262V260H211L210 261V258H209V260H208V258H202V261H203V264H231V262L232 261H234V260H236L237 258H239V259H241L242 261L243 260H248V261H254L255 262V264H260V260H261V252H260V250L258 249V247H257V249H256V246H255V242H256V239L255 238H257L258 236V232H259V230H258V232L257 233H254V238L252 237V239H251V236H248L249 235V232H250V230H251V228H247L248 227V224L247 223H249V221L252 219V218H254L253 217V215L255 214L256 215V213H255V211H252V209L254 208H250L249 209V207H246V206H243V205H246V202H248L247 201V199H246V201H244L243 202V200H239ZM257 199V200H258ZM259 199V200H260ZM186 200H188V201H190L189 199H186ZM185 200V201H186ZM225 200V201H224ZM258 200V201H259ZM218 201H217V203H218ZM229 201V202H228ZM252 201V200H251ZM250 201V202H251ZM258 201H257V206L259 207V206H261L263 203L260 201V203H261V205L260 204H258ZM90 202V203H89ZM187 202V201H186ZM264 202V201H263ZM191 203V201L189 202V204ZM232 203V204H233ZM253 203H255L254 205H253ZM251 202L250 204H251V207L252 206H256V200L254 199V202ZM33 206H32V208L37 212V211H39L38 212V215H37V213L35 214V216H36V218L34 219V222L33 221H30V223L31 224H33V225H30V223H28V222H25L24 223V225H22L23 224V222L24 221H18L17 222V226H16V230H15V236L12 238V242L10 243V245L8 246V247H4V249L5 248H7L6 250H8L9 252V254H13L12 252H14L13 251V249H15L17 252H14V256L12 255H9V256H5L6 254H4V256H5V258L4 257H2V258H4V259H2V258H0V261H7L8 259H7V257H15V259H16V257H18L17 259L18 260H21V259H19L20 258V256L22 257V255H27V256H23V258H34V257H37V255H38V253L39 252H37L38 250V248L40 247L38 244H36L35 245V241H37L35 238L37 237V235L40 233L41 234V232L43 231L44 232V237H45V240L47 241V243H48V245L47 246H49V245H54L53 244V242H55L54 241V238H56V234H58V233H60V235L62 236V244L63 245H65L66 246V244L68 245L70 242L68 241V239H69V236H68V234L66 233V228H68L66 225H62L61 224V222L60 223H58L59 222V220L57 219V221L55 222V224H54V226L52 227L51 225H49L50 224V222L51 221H49V219L51 220V214H52V216H53V214H59L58 213V211L60 210V211H62L61 210V208H60V206H59V204L56 202H53V203H49L48 205H43V204H41V203H39L38 201H33ZM88 204L90 205V206H88ZM185 204H187V203H185ZM225 204V203H224ZM249 203H247V205H248ZM93 205V206H94ZM188 205V204H187ZM227 205V204H226ZM191 205H189V207H190ZM230 206V205H229ZM229 206H228V208H229ZM241 206H242V208H241ZM263 206V205H262ZM186 207V206H185ZM188 207V208H189ZM226 207V206H225ZM244 207H246V210H245V212L247 211V209H248V214H247V212H246V214H244ZM38 208V209H37ZM191 208V207H190ZM41 209V210H40ZM185 209H187V210H185ZM243 211H242V210ZM255 209H256V207H255ZM261 209L262 208H257V210H259L258 211V213L261 211ZM263 209H264V207H263ZM53 210H54V212H53ZM239 210V211H238ZM224 212L225 211H228V209H226V210H223ZM234 211V212H235ZM257 212V211H256ZM151 213H152V215H151ZM226 213V212H225ZM235 213V214H236ZM40 214H41V216H40ZM60 214H62V213H60ZM222 214H224L225 216H223ZM43 215H44V217H43ZM230 215V216H229ZM250 215H252V216H250ZM254 215V216H255ZM58 215H56V216H54V218H52V219H54L55 220V217H57ZM222 216H223V218H224V220L222 221ZM236 216V217H235ZM38 217H42L41 219L43 220V221H41V219L39 220V221H41V222H39V223H37V221H35V220H38ZM186 217V216H185ZM231 217H233L232 219H231ZM256 217V216H255ZM258 217H259V215H258ZM218 218H217V222H220V221H218ZM249 218H250V220H249ZM123 219V220H122ZM174 219H176L177 221L176 222H178L179 224H180V226H179V232L178 231H174V232H176V234L175 233H173V231H172V233L174 234V236L175 235H177V232L179 233V234H181V235H179L180 237H176L177 239H176V243L174 244V245H169V246H165V242L166 241H168L169 239H171V238H174V236L173 237H171L170 236V238L168 239V237H167V233H166V231H165V238L164 237H162V235H163V233L161 232V230L164 232V229H167V226H169L171 223V221L170 220H174ZM233 219L235 220V222L233 221ZM257 219V218H256ZM61 220V219H60ZM120 220V221H119ZM195 220V219H194ZM194 220H192L194 223L195 222H198V220L199 219H197V221H194ZM207 220V219H206ZM205 219H204V221H206ZM118 221H119V223L121 224V222H122V224L121 225H117L118 224ZM124 221V222H123ZM169 221V223L170 224H168L167 222ZM200 221H202V220H199V222ZM180 222H182V223H180ZM198 222V223H199ZM238 222V223H239ZM247 222V223H246ZM27 223V224H26ZM35 223H37V224H35ZM168 225H167V224ZM201 223H203V224H205L204 222H201ZM221 223L220 224H218V226H217V228L219 227L220 228V225H221ZM227 223H226V225H227ZM21 224V225H20ZM35 224V225H34ZM39 224V225H38ZM42 224V225H41ZM45 224H47V225H45ZM57 224V225H56ZM125 224L124 225H122L123 227L125 226ZM202 224V225H203ZM210 223H208V225H209ZM30 225V226H29ZM165 225H167V226H165ZM185 225V224H184ZM193 225V224H192ZM191 225V226H192ZM199 225V224H198ZM222 225H223V223H222ZM146 226V227H145ZM166 228H165V227ZM171 226H173V225H171ZM177 226H178V224H177ZM164 227V228H163ZM193 227H195V226H193ZM209 227H210V225H209ZM224 227V226H223ZM257 227V226H256ZM53 229V230H51L50 231V229ZM63 228V231H61V229ZM145 228H148V232H152V234H148V233H142L143 231H144V229ZM177 228V227H176ZM175 228V229H176ZM224 228H229V226L228 227H224ZM224 228L223 229H221V230H224ZM248 230V232H247V230ZM258 229V228H257ZM118 230V229H117ZM169 230V229H168ZM171 230V229H170ZM177 230H178V228H177ZM180 230H181V232H180ZM217 231H219V230H217ZM228 231H230V230H228ZM255 231H257V230H255ZM49 232V233H48ZM64 234H63V233ZM85 232V233H84ZM98 232H100V233H98ZM193 232H194V230H193ZM234 232V233H233ZM238 235V238H235V237H237V235ZM3 234H4V231H3V225H2V223H0V239L2 238V240H0V244L2 245V246H5L6 245V243H5V237L3 236ZM40 234L38 235V236H40ZM48 234V235H47ZM74 234H76V233H74ZM170 234V233H169ZM233 234H235L234 236H233ZM257 234V235H256ZM42 235V234H41ZM46 235L48 236V238L46 237ZM80 235V234H79ZM218 235H219V232H218ZM256 235V236H255ZM3 236V237H2ZM221 236V235H220ZM41 237V236H40ZM219 237V236H218ZM234 237V238H233ZM48 240H47V239ZM221 238V237H220ZM232 238V239H231ZM219 239V238H218ZM237 239V240H236ZM251 239V241H249ZM163 241V243L161 244V245H164L165 247H167V248H165V251H167V254H166V252H164L165 254H162V255H160V256H158L159 255V252H158V250H160L159 249V247H158V242H162ZM253 240H254V242H253ZM258 240V239H257ZM50 243H49V242ZM86 241L87 240H84V239H82V240H78L77 241V243H78V245H79V250L82 252V251H86L87 249H89V247L87 246V245H85V243H86ZM223 242V244H225ZM258 242V241H257ZM37 243H39L38 241H37ZM4 244V245H3ZM209 244V245H208ZM207 244V246L209 247H207L208 249V251H209V249H210V247H211V249H210V251L212 250H214L213 248H212V245H211V243L209 242ZM258 244V243H257ZM38 245V246H37ZM60 245V244H59ZM62 245V246H63ZM238 245H241V247L240 246H238ZM237 246V247H236ZM50 247V246H49ZM241 248V249H236V248ZM2 248V247H1ZM60 248V247H59ZM142 248V249H141ZM155 248V251L153 250ZM227 249V251H228V253H226V250L225 249ZM242 248H243V250H242ZM11 249V250H10ZM35 249H36V251H35ZM39 249H41V248H39ZM167 249V250H166ZM194 250V249H193ZM223 250H225V251H223ZM230 250V251H229ZM241 250V251H240ZM2 251H3V249H2ZM21 251H25L26 253L25 254H22V255H20V256H18L19 254H21L20 252ZM73 251H76L75 249H73ZM72 251V252H73ZM102 251V247H101V249L100 250H97L95 253H100ZM142 251V252H141ZM143 251L145 252V253H143ZM209 251V252H210ZM215 251V250H214ZM213 251V252H214ZM19 252V254L16 256V253H18ZM142 253V255H141V253ZM206 252V251H205ZM213 252H211V253H213ZM2 253H5V252H2ZM1 253V256L3 255ZM70 253V252H69ZM68 253V255L70 256L71 254H69ZM208 253V252H207ZM224 253H226V254H224ZM40 254H41V251H40ZM210 254V253H209ZM231 255V256H230ZM224 257H227V259L226 258H224ZM233 257H235L234 259H233ZM23 258H22V260H23ZM64 258H66V257H64ZM2 259V260H1ZM198 259V258H197ZM204 259H206V260H204ZM212 259V258H211ZM224 259V260H223ZM32 260V259H31ZM64 260V259H63ZM83 260V259H82ZM84 260H87L86 258L84 259ZM137 260V259H136ZM143 260V259H142ZM195 260V259H194ZM16 261V260H15ZM66 261H68V260H66ZM193 261V260H192ZM195 261H197V260H195ZM208 261H210V262H208ZM14 262V261H13ZM72 262V263H71ZM194 262V261H193ZM227 262V263H226ZM22 263V262H21ZM69 264H75V262L74 261H70V263ZM195 264H200V263H198V262H195Z\"/></svg>",
    "mask_w": 264,
    "mask_h": 264
},
{
    "label": "snow or ice",
    "instance_id": "6c2138e0",
    "mask_svg": "<svg viewBox=\"0 0 264 264\" xmlns=\"http://www.w3.org/2000/svg\"><path fill=\"white\" fill-rule=\"evenodd\" d=\"M67 7L69 13L63 19L74 20L79 17L80 21L87 19L88 23L102 25L105 21L111 28L119 19V13L130 5L122 4H99V5H47L40 3L36 6L43 23L41 29L40 22L26 35L37 36V42L46 40L50 53L59 55L63 43L75 41L80 32L77 29H86L87 25L79 21L68 26L67 30L62 31L61 37L53 38L54 27L48 30L51 20L53 25L59 22V13L55 16L49 15L53 8L62 9ZM143 7V6H140ZM213 9L232 8L238 10V14L229 17L233 23L241 20H251L258 17L262 25V40H264V0L259 3H242L237 5H208ZM33 5L29 4L27 11H31ZM25 15L23 5H10L0 0V41L3 42L5 53L8 52V45L16 40L17 35L23 32L21 18ZM35 18V17H33ZM24 37L22 36L21 39ZM57 40H62L57 43ZM19 51V45H17ZM54 58V57H53ZM261 74L264 76V60L261 61ZM30 86L24 87L23 91L17 89L13 80L10 84L0 88V129L4 131V142L0 145V150L5 154H14L20 144L35 138L46 140L51 145L50 151L27 155L17 167L13 165L11 169H6L0 173V223L3 225L6 247L12 242L18 221L29 222L35 218V210L32 208L33 201H38L43 205L57 202L62 210L61 224L69 228L71 234L72 226L78 221L82 206L78 207V202H74V196L82 191L81 185L85 188L88 185L91 173L94 171L90 167V160L93 154L99 158H107L111 152L113 159L117 154L131 155L132 144L127 141L117 145L116 140L109 135L93 136L89 133L88 147L86 150L76 153L72 151L76 144H83L84 139L76 141L74 135H69L64 127L65 118L78 106L79 101L75 97L69 98L65 81L52 79L49 75L37 69L31 77ZM28 81H25L27 85ZM261 91L264 96V79H261ZM102 82L97 84V89L101 88ZM116 86L121 92L130 90L128 80H123L119 85L112 81L109 88ZM108 89H105L107 91ZM89 91H92L90 84ZM264 110V102H262ZM131 137L133 144L143 141L142 134L137 136L133 128L126 130ZM264 131V129H262ZM223 134V132L221 133ZM125 145L127 148L125 149ZM264 148V144H262ZM261 173L264 175V151L261 152L259 161ZM259 226L258 249L261 252L260 264H264V209L259 212L258 221L253 218L249 221L252 231L249 236H253L256 226ZM63 231V228L61 229ZM59 239V236L56 237ZM176 237L165 242V246L174 245ZM79 247L78 245H74ZM67 247V245L65 246ZM155 251V248L153 249ZM171 253H169L170 255ZM95 258L85 261V264H162L159 259L146 253L145 259L126 261L123 258H109L112 253H94ZM180 253H176L175 259L166 260L163 264H195L193 261L179 259ZM0 264H21L20 260L0 261ZM23 264H35V261L25 258ZM56 264H69L68 261H57ZM76 264H81L80 260ZM231 264H255L254 261L241 260L237 258Z\"/></svg>",
    "mask_w": 264,
    "mask_h": 264
}]
</instances>
